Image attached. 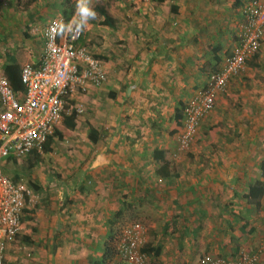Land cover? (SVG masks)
<instances>
[{
  "label": "crops",
  "instance_id": "crops-1",
  "mask_svg": "<svg viewBox=\"0 0 264 264\" xmlns=\"http://www.w3.org/2000/svg\"><path fill=\"white\" fill-rule=\"evenodd\" d=\"M247 1L132 0L129 21L119 16L113 17L114 28L100 24L104 28L99 33L111 29L120 49L111 51L106 40L89 45L80 39L108 75L99 87L71 96L83 104L78 117L90 120L86 136L89 125L98 130V141L84 149L91 179H38L43 151L15 160L20 171L7 176L35 195V204L26 207L31 218L22 217L34 219V235L28 236L29 226L24 229L22 224L5 249L3 264L22 258L19 243L31 251L28 264H89L103 253L111 216L122 213L126 202L121 196L129 192L133 198L144 192L142 201L153 203L151 211L160 216L143 246L159 264H192L204 253L233 257L240 251H261L259 264H264V178L259 170L264 159V42L258 67L245 63L241 75L217 93L214 108L202 120V138L209 136L212 144L210 159L200 157L204 143L193 144L195 160L175 172L176 177H122L123 169L135 177H140L138 169L147 172L143 169L152 165L154 148L168 161L175 150L169 147L172 100L177 94L184 104L190 89L205 83L206 70L223 65L240 33ZM25 35V47L0 60L1 72L8 55L20 67L39 63L43 30L35 39ZM127 135L136 137L134 143H126ZM91 183L97 191L88 193ZM152 216L146 217L150 224ZM110 262L123 264L117 255Z\"/></svg>",
  "mask_w": 264,
  "mask_h": 264
},
{
  "label": "built area",
  "instance_id": "built-area-1",
  "mask_svg": "<svg viewBox=\"0 0 264 264\" xmlns=\"http://www.w3.org/2000/svg\"><path fill=\"white\" fill-rule=\"evenodd\" d=\"M71 2L73 10L68 17L59 14L46 23L39 63L20 67L23 90L15 91L0 71V159L19 160L34 151L41 153L63 114L83 111V104L74 103L71 96L76 91L85 93L89 86L99 87L108 79L102 61L80 44L83 32L69 33L61 28L73 16L75 0ZM242 16L231 54L185 102L178 135L180 150L188 147L200 120L213 109L216 94L227 88L229 79L243 69L260 46L264 36V0H248ZM35 202V195L27 186L14 182L0 168V264L7 245L21 229L23 210ZM141 228L139 223H132L121 230L115 243L117 256L131 264H157L140 250L144 244ZM260 252L240 251L227 258L204 253L192 264H258Z\"/></svg>",
  "mask_w": 264,
  "mask_h": 264
},
{
  "label": "rangeland",
  "instance_id": "rangeland-1",
  "mask_svg": "<svg viewBox=\"0 0 264 264\" xmlns=\"http://www.w3.org/2000/svg\"><path fill=\"white\" fill-rule=\"evenodd\" d=\"M64 1L63 0H9V1H2L0 0V60H3L5 58L6 53H17L18 49H23L25 47V41L27 40V36L25 33H28V37L32 38H38V34L40 31L43 30L46 23L53 17H56L59 14H62L61 10L64 7ZM131 2V3H130ZM92 6L95 7L96 5H100L105 7L107 11L112 15V17H123L125 20L130 19L131 14V4L132 0H92ZM96 10V9H95ZM97 11V10H96ZM98 13V11H97ZM118 18V19H120ZM102 16L98 13V16L95 20H90L88 24V28L86 31L83 32L82 40L85 43H88L91 45L92 43L97 44L98 42H108V47H110L111 51L113 49H120L122 44L117 38H115L114 33L111 29L108 28V33H99V29H103L104 27L100 25V22L102 21ZM91 27V28H90ZM105 35V38L102 37ZM264 42L262 39L260 46ZM259 46V48H260ZM110 52V51H109ZM21 53V52H19ZM2 64V61H0V65ZM217 69H207L205 72V80L208 76V74L212 71H216ZM240 70L239 73L232 77H237L241 75ZM231 77V78H232ZM231 78L229 79V82L231 81ZM197 87V86H196ZM195 87V88H196ZM194 88V89H195ZM193 89V90H194ZM227 89V88H226ZM225 89V90H226ZM193 90L190 89V96L193 93ZM222 91V92H225ZM219 92V93H222ZM187 96L186 100L190 97ZM217 95V94H216ZM185 97V96H184ZM178 95L176 94L173 98V103H171V121L173 119L174 111L178 112L181 111V101H178ZM186 102V101H185ZM184 102V103H185ZM214 108V107H213ZM211 112V111H210ZM209 112V113H210ZM85 115V114H84ZM208 115V114H207ZM92 117V115H90ZM129 117V116H128ZM170 117L168 119H170ZM204 116L198 126L197 131L193 135L192 140L190 141L189 145L185 149H178V133L173 137L171 134L170 137V143L169 147L171 151L170 156L168 154V161L169 166L174 170L182 171L183 167H185L188 163H193L195 160V153L191 152V146L193 144H205L204 151L201 152L200 157L203 159H210L208 158V155L211 154V142L208 138L204 137L202 138V130L205 128L201 125L202 120L205 118ZM79 121L77 123V126L73 130H69L66 127L63 126V124H59L56 128L57 133H54L55 129L53 130V133L50 135L47 142H45L43 146V153L44 157L41 156L40 160L38 161V179H91L90 173H87V170L89 169L87 166V156L86 151L84 150L87 144H91L86 136V132L88 130V122L90 121L89 118L83 120V118L78 117ZM172 121V123H173ZM171 123V125H172ZM213 126H208V129H211ZM171 129V127H170ZM207 135V132H205ZM201 135V136H199ZM134 140H136V137L133 135H127L125 141L127 144L134 143ZM166 143V142H164ZM93 147L94 145L91 144ZM91 147V148H92ZM83 150L85 152H83ZM91 150V149H90ZM50 153H52L50 155ZM0 168L6 175H13L14 172L20 171L19 165L15 164L14 158H7V157H1L0 159ZM6 162V163H5ZM160 163L154 162L151 166L145 167L143 171L144 173H141V169H138L140 172V177H135V174H130L128 171L130 169L123 171L125 172V175H123V179H163L155 174V169L159 167ZM137 169H134L133 172H136ZM26 175L29 174L27 171L25 173ZM86 190L88 193L93 190L97 191V184H89V186L86 187ZM136 194V192H133ZM84 196H87L85 193ZM146 196L144 192H140L137 197L133 198L131 196V193H127L125 196H121V198H124V203L126 202V206H122V213L116 214L113 213L111 216L112 223L111 228L113 230V234L117 237L121 230L132 223H139L142 227L143 236H144V245H146L145 238L149 236L150 231L153 229V223L154 221L158 220L160 216L157 215V213L154 214L152 212L154 209L153 203L142 201L141 197ZM120 198V200H122ZM122 201V204H123ZM112 205L110 206V208ZM153 207V208H152ZM113 209V208H112ZM109 209H107L106 215ZM152 210V211H151ZM150 213H153V216L151 217V224H150V217L146 218L147 215H150ZM30 216V215H27ZM100 217L104 220L106 216L100 215ZM99 217V219H101ZM148 219V222L145 220ZM23 220V219H22ZM23 227L28 228L29 226L28 236H33L34 233L31 232L30 227L35 225L34 219L22 221ZM106 226V225H105ZM108 226V225H107ZM25 235L26 233H23ZM17 236V235H16ZM15 236V239H16ZM14 239V240H15ZM13 240V241H14ZM22 247L19 249L20 256L22 258H18L16 264H28L26 261L30 258L31 251H26L23 246V244L19 243ZM141 247V248H142ZM26 251V252H25ZM216 255V254H214ZM155 260L154 258H152ZM156 262V260H155ZM111 264V262L109 263ZM120 264V263H118ZM123 264H131L128 262H124ZM157 264H159L157 262Z\"/></svg>",
  "mask_w": 264,
  "mask_h": 264
},
{
  "label": "trees",
  "instance_id": "trees-1",
  "mask_svg": "<svg viewBox=\"0 0 264 264\" xmlns=\"http://www.w3.org/2000/svg\"><path fill=\"white\" fill-rule=\"evenodd\" d=\"M29 1H34V0H29ZM63 1H64L63 2L64 7L62 8L61 12L63 15L68 17L72 13V10H73L72 2L71 0H63ZM156 1L163 2L165 0H156ZM95 9L102 16V21L100 24L104 26H108L110 28H114L115 26L114 18L112 17V15H110L107 9H105V7L100 6V5H96ZM258 50H259V47L246 60V63H248V65L254 68L258 67V62H257L258 54H259ZM3 71L6 77L8 78L12 88L15 91L23 90V86H22L21 78H20V66L16 62V59L14 57L10 55L7 56V61L3 65ZM184 106H185V103L184 104L181 103V110L183 109ZM83 111L81 113H78L76 110H74L71 112L64 113L60 124H63V126L69 130L75 129L76 119L79 115L83 113ZM89 126L90 127H89L87 137L92 143H96L99 139L98 130L92 125H89ZM181 126H182V112L178 111L174 114V121L171 125V129L169 130V134L173 135V134L178 133L181 129ZM54 133H57L56 128H55ZM152 156H153L154 161H157L160 163L159 167L155 169V174L157 176L163 179H171L172 177L177 176L175 171L172 170V168L169 166V163L167 159H165L164 153L162 150L154 148L152 151ZM38 159H39V156H38ZM259 170H260L261 176L264 178V159L259 163ZM13 179H17V177H14ZM28 213H29V209L25 208L23 210L24 216L22 215V217L30 219L31 218L30 216L26 217V214ZM115 243H116V236L113 234V230H110V235L107 238V241L105 242L104 247H103V253L99 257L90 258L89 264H108L114 258V256L117 255ZM140 250L145 253L150 252V248L148 247H143ZM155 253L156 254L158 253L157 249L155 250Z\"/></svg>",
  "mask_w": 264,
  "mask_h": 264
},
{
  "label": "clouds",
  "instance_id": "clouds-1",
  "mask_svg": "<svg viewBox=\"0 0 264 264\" xmlns=\"http://www.w3.org/2000/svg\"><path fill=\"white\" fill-rule=\"evenodd\" d=\"M97 11L91 4V0H75L73 16L67 24L61 28L69 33H82L87 30L90 20H95Z\"/></svg>",
  "mask_w": 264,
  "mask_h": 264
}]
</instances>
